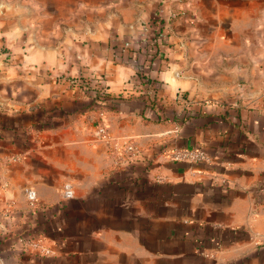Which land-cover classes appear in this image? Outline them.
<instances>
[{
  "label": "crops",
  "instance_id": "crops-1",
  "mask_svg": "<svg viewBox=\"0 0 264 264\" xmlns=\"http://www.w3.org/2000/svg\"><path fill=\"white\" fill-rule=\"evenodd\" d=\"M263 188L264 0H0V264H264Z\"/></svg>",
  "mask_w": 264,
  "mask_h": 264
},
{
  "label": "built area",
  "instance_id": "built-area-1",
  "mask_svg": "<svg viewBox=\"0 0 264 264\" xmlns=\"http://www.w3.org/2000/svg\"><path fill=\"white\" fill-rule=\"evenodd\" d=\"M146 84L152 86V82L147 78L143 79ZM85 88L90 89L91 84L88 81H82ZM154 86V85H153ZM102 93V91H100ZM98 135H105L106 134V127L101 125L97 129ZM167 154L170 159L173 160H181V161H187V162H198V161H204V162H210L211 157L209 153L200 148H187V147H171L169 150H167ZM26 196L28 199V202L31 206H35L37 203V192L33 188L26 189ZM260 195L264 199V188L260 190ZM62 196L64 199H69L74 196V189L70 183L64 184L62 188ZM18 241L24 246V248H31L33 251L39 252L41 254H49L50 250L45 244V238L43 235L39 234L38 236H31L28 238L19 237Z\"/></svg>",
  "mask_w": 264,
  "mask_h": 264
},
{
  "label": "trees",
  "instance_id": "trees-1",
  "mask_svg": "<svg viewBox=\"0 0 264 264\" xmlns=\"http://www.w3.org/2000/svg\"><path fill=\"white\" fill-rule=\"evenodd\" d=\"M95 96H97L99 98L102 97V95H100L98 92H96Z\"/></svg>",
  "mask_w": 264,
  "mask_h": 264
},
{
  "label": "rangeland",
  "instance_id": "rangeland-1",
  "mask_svg": "<svg viewBox=\"0 0 264 264\" xmlns=\"http://www.w3.org/2000/svg\"><path fill=\"white\" fill-rule=\"evenodd\" d=\"M89 82H91V80H89Z\"/></svg>",
  "mask_w": 264,
  "mask_h": 264
}]
</instances>
